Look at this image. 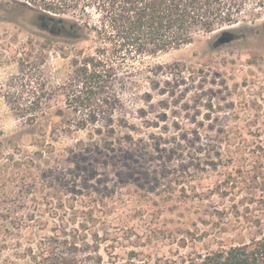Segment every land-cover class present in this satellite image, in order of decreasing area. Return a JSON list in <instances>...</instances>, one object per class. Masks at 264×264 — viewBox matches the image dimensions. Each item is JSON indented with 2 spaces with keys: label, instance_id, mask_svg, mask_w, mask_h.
Returning a JSON list of instances; mask_svg holds the SVG:
<instances>
[{
  "label": "rangeland",
  "instance_id": "374dc122",
  "mask_svg": "<svg viewBox=\"0 0 264 264\" xmlns=\"http://www.w3.org/2000/svg\"><path fill=\"white\" fill-rule=\"evenodd\" d=\"M13 1L0 0L10 3L0 7V215L13 206L21 226L0 264H154L216 250L238 224L264 221V15L228 45L211 47L246 23L134 63L112 132L105 119L67 132L60 96L31 125L3 94L20 59L46 55L38 72L56 87L93 40L51 34Z\"/></svg>",
  "mask_w": 264,
  "mask_h": 264
},
{
  "label": "trees",
  "instance_id": "16d2710c",
  "mask_svg": "<svg viewBox=\"0 0 264 264\" xmlns=\"http://www.w3.org/2000/svg\"><path fill=\"white\" fill-rule=\"evenodd\" d=\"M9 6V2L0 3L2 9ZM12 6L18 14L53 18L52 23L61 29L53 34L66 35L76 43L88 36L93 40L90 53L79 50L72 56L69 74L56 87L47 85L38 72L46 55L40 52L20 59L21 77L3 94L7 103L10 97L16 98L12 110L31 125L37 115L51 108V100L60 96L64 107L56 111V116L61 118L67 132L85 130L100 119H105L108 133L112 132L111 118L119 103L118 90L130 77L134 63L178 50L199 37L241 23L246 24L231 32L236 35L255 32L258 28L255 19L264 15V0H14ZM75 14L87 21V27L68 18ZM48 43L47 40L44 45ZM30 63L31 74L25 73ZM1 209L0 254L13 246V232H18L21 226L13 206L3 203ZM236 230L226 246L203 254L176 253L157 259L154 264H264V221L248 220L245 225L238 224ZM40 240L36 242L40 244ZM27 250H32L31 245ZM63 260L61 264H75ZM130 264L145 262L130 259Z\"/></svg>",
  "mask_w": 264,
  "mask_h": 264
},
{
  "label": "water",
  "instance_id": "95a60500",
  "mask_svg": "<svg viewBox=\"0 0 264 264\" xmlns=\"http://www.w3.org/2000/svg\"><path fill=\"white\" fill-rule=\"evenodd\" d=\"M46 19V20H45ZM33 22L37 23V25L41 28V29H47L45 26V21L48 22H55L53 18H46L45 16L41 15V16H34L32 17ZM48 30V29H47ZM51 34H53L54 32L52 30H48ZM239 37V35H236L234 33H232L231 31H222L215 39L214 41L211 43V47L212 48H218L221 47L223 45H228L230 43H232L233 41L237 40Z\"/></svg>",
  "mask_w": 264,
  "mask_h": 264
},
{
  "label": "flooded vegetation",
  "instance_id": "af4514ba",
  "mask_svg": "<svg viewBox=\"0 0 264 264\" xmlns=\"http://www.w3.org/2000/svg\"><path fill=\"white\" fill-rule=\"evenodd\" d=\"M44 23H45V26L48 30H52L53 32H57V33H59L61 31L58 24L48 22V21H45Z\"/></svg>",
  "mask_w": 264,
  "mask_h": 264
}]
</instances>
